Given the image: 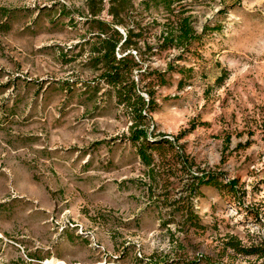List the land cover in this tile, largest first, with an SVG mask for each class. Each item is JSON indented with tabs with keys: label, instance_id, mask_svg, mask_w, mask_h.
<instances>
[{
	"label": "rangeland",
	"instance_id": "374dc122",
	"mask_svg": "<svg viewBox=\"0 0 264 264\" xmlns=\"http://www.w3.org/2000/svg\"><path fill=\"white\" fill-rule=\"evenodd\" d=\"M141 1L132 19L152 44L165 14ZM83 4L0 0V264H264L225 246L264 249V0L192 3L195 29H207L197 54L148 62L193 69L181 91L172 74L156 92V130H194L177 144L191 173L172 167L155 193L180 196L204 172L236 181L233 193L200 188V229L151 195L124 110L86 67Z\"/></svg>",
	"mask_w": 264,
	"mask_h": 264
},
{
	"label": "trees",
	"instance_id": "16d2710c",
	"mask_svg": "<svg viewBox=\"0 0 264 264\" xmlns=\"http://www.w3.org/2000/svg\"><path fill=\"white\" fill-rule=\"evenodd\" d=\"M231 1L221 0L222 3ZM194 2L199 0H142L138 6L143 7V10L161 9L165 14V22L158 25L160 31L154 35L152 44L146 36V28L132 19L134 0H84V11H75L89 31L88 39L79 45L82 49L87 48L86 67L97 74L95 80L112 91L115 104L124 110L130 123L127 139L146 170L145 176L150 182L147 187L151 195L163 197L162 202L171 208L172 214L181 215L188 229L201 228L192 209V199L200 196V188L224 189L233 193L236 186L235 180L223 183L222 175L204 172L191 183L183 184L180 196L170 195L167 189L161 195L155 193L158 182H161L160 177L166 171H171L172 167L179 172L191 173L192 164L184 158L182 147L177 144L183 136L194 130V127H189L176 137L158 132L151 117L158 108L156 92L158 88L168 85V76L172 74L180 77L176 89L181 91L191 78L193 69L169 62L162 71L151 70L148 62L152 56L162 52L176 51L178 55L173 61H187L197 54L207 29L203 27L198 33L194 27V17L188 9ZM61 13L67 17L71 15L65 7ZM10 15V10H7L4 17L9 19ZM69 22L74 25L72 19ZM162 182L165 184V181ZM181 193L186 195L183 197ZM225 246L246 257L264 253L260 247L246 249L232 241L225 243ZM152 261L149 259V263Z\"/></svg>",
	"mask_w": 264,
	"mask_h": 264
},
{
	"label": "bare ground",
	"instance_id": "6f19581e",
	"mask_svg": "<svg viewBox=\"0 0 264 264\" xmlns=\"http://www.w3.org/2000/svg\"><path fill=\"white\" fill-rule=\"evenodd\" d=\"M48 263H49V260H48ZM58 264H63L62 262H58ZM65 264V263H64Z\"/></svg>",
	"mask_w": 264,
	"mask_h": 264
}]
</instances>
